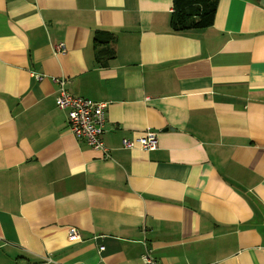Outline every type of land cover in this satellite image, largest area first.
Returning <instances> with one entry per match:
<instances>
[{
  "label": "crops",
  "instance_id": "1",
  "mask_svg": "<svg viewBox=\"0 0 264 264\" xmlns=\"http://www.w3.org/2000/svg\"><path fill=\"white\" fill-rule=\"evenodd\" d=\"M173 10L0 0V264H264V0L180 32ZM59 81L108 102L106 152L69 130ZM147 131L156 149L124 146Z\"/></svg>",
  "mask_w": 264,
  "mask_h": 264
},
{
  "label": "built area",
  "instance_id": "2",
  "mask_svg": "<svg viewBox=\"0 0 264 264\" xmlns=\"http://www.w3.org/2000/svg\"><path fill=\"white\" fill-rule=\"evenodd\" d=\"M54 47L57 52H66V46L63 43L54 44ZM59 83L60 90L56 102L60 109L67 112L69 130L78 138L85 139L91 148L106 152L107 147L102 135L108 102L92 101L82 96L73 95L66 90L63 81H59ZM123 144L126 147H134L137 144L143 150H154L158 146V133L147 131L137 140L124 139ZM68 238L70 241H74L80 240L81 236L76 229L71 228ZM142 260L144 264H159L150 252L144 253Z\"/></svg>",
  "mask_w": 264,
  "mask_h": 264
},
{
  "label": "trees",
  "instance_id": "3",
  "mask_svg": "<svg viewBox=\"0 0 264 264\" xmlns=\"http://www.w3.org/2000/svg\"><path fill=\"white\" fill-rule=\"evenodd\" d=\"M219 0H173L171 28L180 32L195 28H206L213 25ZM98 41V32L95 35ZM112 37L111 40L112 41ZM107 52L111 56L114 50ZM99 59L101 53H98Z\"/></svg>",
  "mask_w": 264,
  "mask_h": 264
}]
</instances>
